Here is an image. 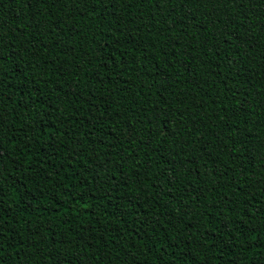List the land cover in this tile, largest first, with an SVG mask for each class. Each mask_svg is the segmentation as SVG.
Instances as JSON below:
<instances>
[{"label":"trees","instance_id":"16d2710c","mask_svg":"<svg viewBox=\"0 0 264 264\" xmlns=\"http://www.w3.org/2000/svg\"><path fill=\"white\" fill-rule=\"evenodd\" d=\"M0 264H264V0H0Z\"/></svg>","mask_w":264,"mask_h":264},{"label":"snow or ice","instance_id":"6c2138e0","mask_svg":"<svg viewBox=\"0 0 264 264\" xmlns=\"http://www.w3.org/2000/svg\"><path fill=\"white\" fill-rule=\"evenodd\" d=\"M0 194H2V190H0Z\"/></svg>","mask_w":264,"mask_h":264}]
</instances>
